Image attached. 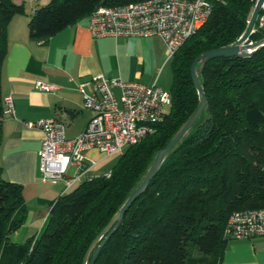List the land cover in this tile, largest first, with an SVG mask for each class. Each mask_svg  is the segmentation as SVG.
Wrapping results in <instances>:
<instances>
[{
    "label": "trees",
    "instance_id": "trees-1",
    "mask_svg": "<svg viewBox=\"0 0 264 264\" xmlns=\"http://www.w3.org/2000/svg\"><path fill=\"white\" fill-rule=\"evenodd\" d=\"M141 0H49L27 14L31 39L47 40L98 6ZM208 18L171 57V103L163 120L119 154L109 176H92L49 201L38 232L12 239L26 219L22 185L0 167V264H81L101 229L142 180L195 109L191 66L200 53L232 45L245 31L253 0H209ZM25 3L0 0V76L6 26ZM260 16L263 22L260 23ZM264 38V13L250 41ZM207 107L163 159L146 190L103 237L93 264H221L224 228L236 210L264 207V44L240 56H216L202 70ZM4 110L0 85V143ZM93 250V251H94ZM93 253V252H92Z\"/></svg>",
    "mask_w": 264,
    "mask_h": 264
},
{
    "label": "crops",
    "instance_id": "crops-1",
    "mask_svg": "<svg viewBox=\"0 0 264 264\" xmlns=\"http://www.w3.org/2000/svg\"><path fill=\"white\" fill-rule=\"evenodd\" d=\"M14 1L25 3V12L15 14L6 26L7 54L0 85L3 98L12 96L14 113H7L4 105L0 167L7 179L22 185L27 214L24 225L15 234L23 232L27 239L42 227L49 201L71 191L86 178L108 174L113 166L110 168L109 164L115 162L117 154L105 155L95 148L86 150L85 163L90 168L78 179L72 180L73 174L70 188L65 189L63 181L51 183L42 179L38 168L42 133L26 123L56 117L65 123L66 138H74L93 114L83 107V92L91 91L92 76L157 85L170 61H166L165 45L158 35L95 37L88 28V16L45 41L31 39L27 14L38 1L45 4L49 0ZM38 81L55 88L39 90ZM115 93L119 95L117 89ZM221 264H264V236L228 239Z\"/></svg>",
    "mask_w": 264,
    "mask_h": 264
},
{
    "label": "built area",
    "instance_id": "built-area-1",
    "mask_svg": "<svg viewBox=\"0 0 264 264\" xmlns=\"http://www.w3.org/2000/svg\"><path fill=\"white\" fill-rule=\"evenodd\" d=\"M253 1L254 8L258 0ZM211 8L209 0H141L98 6L88 16V28L95 37L158 35L164 42L167 61L208 18ZM261 13H264V0L259 15ZM262 22L263 16H260ZM90 83L91 91H82L83 107L93 114L78 136L67 139L65 123L56 117L26 123L42 133L38 152L42 179L51 183L63 181L65 189L72 184L71 176H68L70 166L75 168L72 180L90 168L85 163L86 150L95 148L105 155L122 153L125 147L154 131L171 103L169 91L155 83L123 82L101 75L92 76ZM36 88L49 91L55 86L38 81ZM116 89L119 95H116ZM3 103L7 113L13 114L12 96H5ZM224 235L227 239L264 236V207L233 211L225 224Z\"/></svg>",
    "mask_w": 264,
    "mask_h": 264
},
{
    "label": "water",
    "instance_id": "water-1",
    "mask_svg": "<svg viewBox=\"0 0 264 264\" xmlns=\"http://www.w3.org/2000/svg\"><path fill=\"white\" fill-rule=\"evenodd\" d=\"M262 1L263 0L257 1L256 5L254 6L251 12L250 19L244 33L232 45L210 49L200 53L195 57L191 66V80L198 95L197 106L191 112V114L182 122V124L177 128V130L171 136V138L166 143V145L163 148L158 149L156 151L153 160L149 165V167L147 168L142 180L128 195L126 200L117 210V212L112 216V218L108 221V223L101 229V231L92 240V242L90 243L84 254L81 264H93L95 255L101 244L104 242L105 238H107L110 235V233L117 228V226L122 221L123 216L126 213L127 209L131 206V204L135 201V199L146 190L150 180L154 177V175L158 171L167 153L187 133V131L192 127V125L198 119L202 111L206 109L207 101L201 79L202 70L205 63L211 58H214L216 56H240L243 54H247L264 44V38L256 41L249 40V35L252 32L254 22L260 13ZM103 237H105L104 240H102L99 246L94 250L95 246L99 243V241Z\"/></svg>",
    "mask_w": 264,
    "mask_h": 264
},
{
    "label": "rangeland",
    "instance_id": "rangeland-1",
    "mask_svg": "<svg viewBox=\"0 0 264 264\" xmlns=\"http://www.w3.org/2000/svg\"><path fill=\"white\" fill-rule=\"evenodd\" d=\"M35 4H41L40 1H38L37 3ZM253 9V8H252ZM169 63V62H168ZM171 68H170V65L167 64V69L166 71L163 72L162 74V77L160 78V80L158 81V87H161L163 89H169V86H170V83H171ZM165 110L168 111V107L165 108ZM119 154H117L116 158H115V161L117 160ZM115 162L113 161V163L109 164L110 168L111 166L114 164ZM106 172V171H105ZM74 174V169L73 168H70L69 171H68V176H73ZM103 175L106 174V173H102ZM101 174V175H102ZM23 232H19L18 234H15L12 235V239L17 241V242H24L26 240L25 236L22 235Z\"/></svg>",
    "mask_w": 264,
    "mask_h": 264
}]
</instances>
